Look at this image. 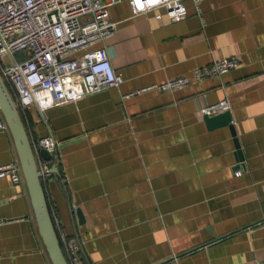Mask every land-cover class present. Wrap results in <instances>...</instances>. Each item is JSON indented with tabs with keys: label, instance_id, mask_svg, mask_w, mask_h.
Instances as JSON below:
<instances>
[{
	"label": "crops",
	"instance_id": "1",
	"mask_svg": "<svg viewBox=\"0 0 264 264\" xmlns=\"http://www.w3.org/2000/svg\"><path fill=\"white\" fill-rule=\"evenodd\" d=\"M200 6L185 0L186 13L169 18L162 7L134 15L129 0L111 3L115 31L94 46L123 81L48 106L45 118L24 110L30 139L57 140L58 169L42 184L80 264H264V0ZM229 56L240 64L221 75L152 87ZM224 97L234 134L202 111ZM15 157L0 128V164ZM0 264H53L24 177L9 174L0 176Z\"/></svg>",
	"mask_w": 264,
	"mask_h": 264
},
{
	"label": "built area",
	"instance_id": "2",
	"mask_svg": "<svg viewBox=\"0 0 264 264\" xmlns=\"http://www.w3.org/2000/svg\"><path fill=\"white\" fill-rule=\"evenodd\" d=\"M119 0H0V76L20 114L35 105L44 117L46 107L77 98L101 87L118 85L123 76L112 65L104 46L94 45L110 37L116 28L108 6ZM198 13L202 0H191ZM134 15L162 7L169 18L186 13L185 0H129ZM162 15L156 14L157 18ZM240 59L229 56L196 67L190 75L167 78L152 87L174 89L192 80L218 76L237 67ZM222 98L202 111L215 114L228 109ZM45 118V117H44ZM7 123L0 119V128ZM41 180L52 171L57 140L49 132L30 139ZM41 148L50 151L46 158ZM236 172H239L237 170ZM23 178L18 157L0 164V176ZM70 264H80L78 242L73 236L59 238Z\"/></svg>",
	"mask_w": 264,
	"mask_h": 264
},
{
	"label": "water",
	"instance_id": "3",
	"mask_svg": "<svg viewBox=\"0 0 264 264\" xmlns=\"http://www.w3.org/2000/svg\"><path fill=\"white\" fill-rule=\"evenodd\" d=\"M0 109L3 113L7 127L9 128L16 147L17 157L20 161L23 177L29 190L33 211L36 217L39 233L45 244L47 252L53 264H70L64 254L56 232L46 194L36 165V160L30 137L26 130L23 118L12 95L0 76ZM210 123H227L235 133L229 110H223L215 114H206ZM235 144L239 147L237 138ZM44 157L50 158L51 153L46 148H41ZM242 158V154L239 155ZM58 169L57 165L52 166V171Z\"/></svg>",
	"mask_w": 264,
	"mask_h": 264
},
{
	"label": "trees",
	"instance_id": "4",
	"mask_svg": "<svg viewBox=\"0 0 264 264\" xmlns=\"http://www.w3.org/2000/svg\"><path fill=\"white\" fill-rule=\"evenodd\" d=\"M21 116H22V114H21ZM54 158H53V156L51 157V160H53ZM60 241V240H59ZM60 244H61V241H60ZM61 246H62V244H61ZM62 249H63V247H62ZM64 251V250H63ZM64 254H65V256H66V258H67V260H68V262H69V258H68V256H67V253L66 252H64Z\"/></svg>",
	"mask_w": 264,
	"mask_h": 264
}]
</instances>
